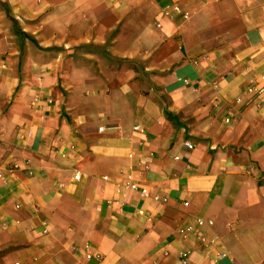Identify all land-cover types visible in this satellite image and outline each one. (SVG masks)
Returning <instances> with one entry per match:
<instances>
[{"label":"crops","instance_id":"obj_1","mask_svg":"<svg viewBox=\"0 0 264 264\" xmlns=\"http://www.w3.org/2000/svg\"><path fill=\"white\" fill-rule=\"evenodd\" d=\"M259 88L264 0H0V264L264 260Z\"/></svg>","mask_w":264,"mask_h":264},{"label":"built area","instance_id":"obj_2","mask_svg":"<svg viewBox=\"0 0 264 264\" xmlns=\"http://www.w3.org/2000/svg\"><path fill=\"white\" fill-rule=\"evenodd\" d=\"M262 89H264V88H259L258 92H261ZM248 90L249 91H251V90L254 91L255 90V86H252V87L250 86ZM255 91H257V90H255ZM135 128L137 130H139V131L142 130V128L140 126H136ZM186 145L188 147H192V145L190 143H186ZM75 179H79V175L78 174L75 175ZM122 187L125 188V189H129V190H139L141 195L148 196L147 189L144 188V187H140V185L137 182H133L132 180H128V181L124 182L122 184ZM187 230H189V228ZM179 264H188L187 257L186 256H182V258L179 260ZM262 264H264V263H262Z\"/></svg>","mask_w":264,"mask_h":264},{"label":"rangeland","instance_id":"obj_3","mask_svg":"<svg viewBox=\"0 0 264 264\" xmlns=\"http://www.w3.org/2000/svg\"><path fill=\"white\" fill-rule=\"evenodd\" d=\"M262 263H264V260H261L258 264H262Z\"/></svg>","mask_w":264,"mask_h":264}]
</instances>
